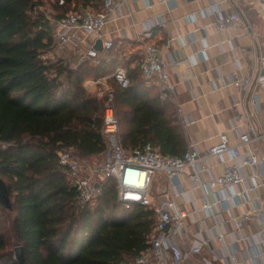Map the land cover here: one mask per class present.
Returning a JSON list of instances; mask_svg holds the SVG:
<instances>
[{
	"label": "trees",
	"instance_id": "trees-1",
	"mask_svg": "<svg viewBox=\"0 0 264 264\" xmlns=\"http://www.w3.org/2000/svg\"><path fill=\"white\" fill-rule=\"evenodd\" d=\"M60 1L0 0V175L12 205L0 202V264H19L9 244L23 246L25 264H131L150 246L154 211L124 208L112 178L104 180L95 203L78 205V191L59 162L65 148L100 161L106 147L103 99L85 80L115 68L114 59L73 68L44 56L55 39L44 5H51L56 19L102 9V0ZM126 72L127 86L107 80L123 145L150 142L164 154H183L187 140L173 101L145 85L137 68Z\"/></svg>",
	"mask_w": 264,
	"mask_h": 264
},
{
	"label": "built area",
	"instance_id": "built-area-1",
	"mask_svg": "<svg viewBox=\"0 0 264 264\" xmlns=\"http://www.w3.org/2000/svg\"><path fill=\"white\" fill-rule=\"evenodd\" d=\"M61 0L60 2H62ZM126 0H102V9H78L69 12L64 17L55 20L57 29L53 36L62 44L75 42L78 47L84 41L77 32L82 31L86 35L99 34L102 28L112 20L113 12ZM223 1V0H222ZM221 2H214L213 9L216 12L214 21L217 30H225L237 26L241 19L239 10L226 12ZM153 37V31L146 29L138 33V40H146ZM172 38L166 40L165 46L169 47ZM95 40L82 49H78V68L85 61L92 64H100L101 59L95 48ZM105 46L111 48L112 40H106ZM141 75L147 86H156L161 99L170 98L176 102V83L171 77L169 62L166 61L158 45H148L145 48V57L140 64ZM114 77L119 84L127 86L129 78L124 68H116L109 76ZM256 82L260 88H264V54L260 59V71ZM232 84L239 90H247L253 84L248 76L234 74ZM86 88L95 93L99 99H103L102 132L105 136L106 147L103 159L97 162H89L80 158L73 148H65L58 151L59 162L67 167L68 173L78 191L76 203L80 206L90 204L102 194L104 180L112 178L116 182L118 201L130 209L135 205H143L154 211L157 216L149 239L150 246L135 255L131 264H189L193 255L203 253L205 247H209L213 264H243L240 258L238 242H249L247 246V260L250 264H264V196L259 193V188L264 187V149L257 146L249 147L243 153L241 144L250 145L253 140L264 142V132H251L254 127L251 117H247L248 130L239 133L240 142L231 144L227 134L220 132L218 140L206 150H200L194 145H189L181 155L164 154L157 146L147 142L141 147L126 148L120 139V123L114 104V92L107 82V77L98 76L86 80ZM251 110L258 114L262 108L261 98L258 93L250 98ZM181 114V107H178ZM244 114L238 118L243 119ZM252 133V134H251ZM232 158H240L226 164L221 173L210 174L203 178V174L210 173L211 166L208 159L211 156L224 161L225 155ZM186 169H189V178L194 188L204 190L202 209L208 212L206 216L207 228H217L215 238L222 244L213 246L211 238L202 236L194 237L190 244L180 240L181 233L187 231L185 218L188 211L178 201L179 191L170 196L150 194L152 176L162 171L166 178L174 183ZM176 186V185H175ZM207 192H213L216 203L223 205L224 210L231 212L233 205H244V211L240 216H231L229 219L217 220L216 225L209 222V217H216L218 213L207 196ZM229 214V213H228ZM228 220L234 223L230 231L225 227ZM259 220L260 225L252 232L250 226ZM249 228V229H248ZM247 229V230H246ZM227 233L231 240H227ZM178 236V237H177ZM245 264V263H244Z\"/></svg>",
	"mask_w": 264,
	"mask_h": 264
},
{
	"label": "crops",
	"instance_id": "crops-1",
	"mask_svg": "<svg viewBox=\"0 0 264 264\" xmlns=\"http://www.w3.org/2000/svg\"><path fill=\"white\" fill-rule=\"evenodd\" d=\"M221 1L126 0L115 9L112 20L99 34L77 32L84 39L80 43L82 49L98 38L103 40L104 48L97 49L101 62L108 64L109 60L114 59L115 64L113 70L102 75L107 80L120 67L125 71L137 68L141 75L140 64L145 57V48L148 45L160 46L164 58L169 62L171 77L177 85L176 102H173L172 107L181 121L187 147L192 144L200 150H206L215 143L220 132H225L231 144L237 145L240 142L239 133L248 130L247 117H251L253 134L264 132V88H260L255 81L260 71V59L264 54V0H223L224 11L237 9L241 19L237 26L220 31L215 28L216 12L213 4ZM50 6L44 5L42 9L53 26L54 33L57 29L54 22L57 19L51 17L53 9ZM146 29L153 31V37L138 40V33ZM169 38L172 40L170 46L166 47L165 43ZM106 40L113 41L111 48L105 46ZM79 47L75 42L64 46L55 38L44 56L53 60L64 59L73 67L79 64ZM234 74L250 77L253 84L247 90H239L232 84ZM151 88L157 89L156 86ZM256 93L262 102L258 114L253 113L250 103L251 96ZM239 114H244L243 119L238 118ZM255 146L264 149V142L253 140L250 145L241 144L240 148L246 153L249 147ZM207 161L211 170L210 173L203 174V178L221 173L226 164L240 161V158H232L226 154L224 161L214 156ZM188 173L189 169H186L176 179L177 183L173 184L163 172L158 171L155 173V187L163 196L180 192L177 199L183 202L182 206L188 211L185 218L187 231L181 233L180 240L190 244L194 237L205 236L211 238L213 246H221L222 243L214 236L217 228H207L208 212L202 209L204 190L193 187ZM259 193L264 196L263 186L259 188ZM207 196L219 212L216 219L209 217L211 224L216 225L219 217L220 220H225L234 215L240 216L244 211V205L238 204L232 206L231 212H227L223 205L216 203L213 192H207ZM262 224L264 223L261 226ZM259 225L257 220L250 226V230L254 232ZM225 227L231 231L234 223L228 220ZM226 237L228 241L231 240L228 233ZM238 244L240 258L245 264H250L246 255L249 242L240 241ZM203 257H206L207 262L212 260L209 247H205L202 254L193 255L189 264H209ZM213 264L218 263L213 261Z\"/></svg>",
	"mask_w": 264,
	"mask_h": 264
},
{
	"label": "water",
	"instance_id": "water-1",
	"mask_svg": "<svg viewBox=\"0 0 264 264\" xmlns=\"http://www.w3.org/2000/svg\"><path fill=\"white\" fill-rule=\"evenodd\" d=\"M95 48L102 50L104 48V42L101 38H98L95 42ZM0 202L3 203L6 207L11 208V199L8 190V186L4 179L0 175ZM15 258L19 264H25V255L22 245L15 246Z\"/></svg>",
	"mask_w": 264,
	"mask_h": 264
},
{
	"label": "rangeland",
	"instance_id": "rangeland-1",
	"mask_svg": "<svg viewBox=\"0 0 264 264\" xmlns=\"http://www.w3.org/2000/svg\"><path fill=\"white\" fill-rule=\"evenodd\" d=\"M50 15H51V17H54L53 16V12L51 11L50 12ZM92 61H90V63H91ZM87 80V79H86ZM86 80H85V83H86ZM84 160H87V161H89V162H91V161H95L96 160V158H83ZM92 159V160H91ZM103 159V154L102 155H100L99 156V158L97 159V160H102ZM160 172H162V171H160ZM154 182H155V174L152 176V178H151V185H150V190H149V192H150V194H152V195H154V196H156V195H162L160 192H158V190L156 189V187H155V184H154ZM93 203H95V201H93L92 203H90V204H93ZM9 215V214H8ZM5 220H7V219H5ZM15 246H17V245H15ZM15 246H12V244H9V248H12L13 249V252H14V254H15ZM132 260V259H131Z\"/></svg>",
	"mask_w": 264,
	"mask_h": 264
}]
</instances>
